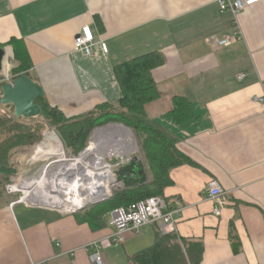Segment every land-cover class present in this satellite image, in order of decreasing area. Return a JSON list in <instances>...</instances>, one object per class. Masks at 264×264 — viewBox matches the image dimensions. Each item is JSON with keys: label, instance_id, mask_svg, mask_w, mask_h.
<instances>
[{"label": "crops", "instance_id": "crops-1", "mask_svg": "<svg viewBox=\"0 0 264 264\" xmlns=\"http://www.w3.org/2000/svg\"><path fill=\"white\" fill-rule=\"evenodd\" d=\"M218 1L0 0V46L15 39L25 47L29 78L67 117L117 102L121 93L114 68L159 54L163 64L152 75L160 95L145 113L189 160L171 169V183L162 193L178 210L172 234L202 244L200 264H264V103L253 102L264 97V1L238 16L241 41L216 48L233 20L229 13H218ZM85 26L97 43L95 58L73 50ZM5 49L13 58L11 47ZM174 97L189 103L185 122L172 113ZM130 156L117 157L125 158L124 164ZM136 156L149 181L139 150ZM211 182L225 193L218 217L213 213L217 203L206 198ZM10 202L0 200V264H92L90 252L81 249L90 243L97 244L102 264H131V257L153 246L158 232L147 225L114 246L107 240L113 232L110 214L102 228L93 230L84 211L10 209Z\"/></svg>", "mask_w": 264, "mask_h": 264}, {"label": "trees", "instance_id": "trees-1", "mask_svg": "<svg viewBox=\"0 0 264 264\" xmlns=\"http://www.w3.org/2000/svg\"><path fill=\"white\" fill-rule=\"evenodd\" d=\"M6 46L11 47L13 58L17 62L13 80L23 75L29 78L32 66L25 47L15 39L0 47ZM5 60L4 71L7 67ZM162 64L161 56L151 53L116 66L113 72L120 89V99L114 104L98 105L86 115L67 117L56 107H51L44 97L35 100L41 110L36 119H42L49 129L55 132L64 151L70 152L72 156H77L84 150L96 128L116 123L132 132L142 160L149 167L151 179L144 185L116 189L107 200L83 210L84 219L93 230L102 228L104 217L116 208L127 207L154 196L163 197L164 187L171 183V169L189 163V160L175 149L174 140L170 135L154 121L149 120L145 113V107L159 98L152 73ZM1 87L2 85L0 98ZM172 106V113L178 122L189 119V103L184 98L174 97ZM24 121L26 119L14 117L12 106L0 104V199L5 193V185L16 173V156L24 155L36 141L33 136L35 131L23 125ZM38 146L31 150L30 155ZM165 201L167 202L166 199ZM202 253L203 246L199 242L178 239L174 234L163 236L157 232L153 246L129 260L131 264H200Z\"/></svg>", "mask_w": 264, "mask_h": 264}, {"label": "built area", "instance_id": "built-area-1", "mask_svg": "<svg viewBox=\"0 0 264 264\" xmlns=\"http://www.w3.org/2000/svg\"><path fill=\"white\" fill-rule=\"evenodd\" d=\"M264 0H219L218 1V13L231 14L233 20L231 25V31L221 38L217 39L215 42L216 48H225L230 45L237 43L243 39V34L240 30L238 23V16L245 11L247 8H250ZM96 42L94 36L88 26L82 27L80 32L75 36L73 40V50L75 52H80L84 58H95L98 55V52L95 50ZM100 49L102 53H107V47L103 42H100ZM9 56V54H8ZM246 75H240L237 77L239 81L243 80ZM13 81V76L10 74L9 70H3L0 75V85L8 84ZM253 102L256 103H264V97H254ZM52 135L55 141V144L52 142L53 148L50 153H47L44 149V152L41 151L33 156L28 154L26 163L29 168H43V170H47L51 166L58 164L60 167L61 164L71 165L75 163L77 160H83L87 165V162L90 163V168H95L96 164L101 162L100 170L107 172L109 177V190L113 191L116 187L119 186L115 182V177L113 175V166L109 164L111 159L118 158L116 155L113 158L111 155L103 153L102 150L106 147L109 140L107 138L103 139L102 137L94 136L90 137L87 143V146L81 151L77 156L67 157L66 153L63 150V145L57 135L54 132H49L44 135L43 138L36 144L37 146L43 143V139L46 135ZM35 145V146H36ZM34 146V147H35ZM33 147V148H34ZM32 148V149H33ZM31 152V151H30ZM102 155V157H101ZM54 159V161L50 162L49 159ZM123 158V157H122ZM58 167V168H59ZM88 168V165H87ZM57 170V169H55ZM102 172V171H98ZM104 172V174H105ZM44 174V173H43ZM56 173L53 177V181L56 179ZM65 179V178H62ZM58 180V181H57ZM55 183H63L61 178H57ZM102 182H106L103 180V177L100 178ZM28 180L23 179L21 176H16L13 180H11L4 187V192L7 196H9L11 202L9 204V208L12 209L17 205L23 204L25 207H39L45 209H53L58 211L64 215H70L76 213L81 208H73L69 206H55L47 203H43L40 201V196H36L34 193L24 192L21 187L24 182ZM67 181V180H66ZM67 183V182H66ZM14 196H18L17 199H13ZM225 193L219 188V186L211 182L208 184L206 188V198L209 201L217 203L215 205L213 213L216 217L220 216V202L224 198ZM108 199V195L103 197L100 201L95 202L96 204L99 202H103ZM93 203V204H95ZM86 206V205H85ZM84 206V207H85ZM178 215V210L171 209L164 197L154 196L145 199L144 201H139L137 203L131 204L127 207H119L110 212V218L108 221V226L112 228V234L107 238V240L114 246H120L124 243V237L127 234L139 235L142 229L147 225L156 226L158 232L163 235H170L175 232L176 220L175 216ZM86 252H90L89 260L92 264H102L101 255L99 248L96 243H90L84 247H82ZM74 253V252H73ZM73 253H71L73 255ZM30 264H48L47 261L33 263Z\"/></svg>", "mask_w": 264, "mask_h": 264}, {"label": "rangeland", "instance_id": "rangeland-1", "mask_svg": "<svg viewBox=\"0 0 264 264\" xmlns=\"http://www.w3.org/2000/svg\"><path fill=\"white\" fill-rule=\"evenodd\" d=\"M6 58H7V56H6ZM5 62L7 64V67H6L7 69L5 68V71L9 70L10 74L13 76V72L17 68V63L15 61H13V58L10 56L7 60H5ZM23 125H26L28 127L33 128V130L35 131L33 133V136L36 139V141L30 145V147L25 151L24 155L18 154L16 156V158H15V160L17 161L16 162L17 164L15 165L16 173L10 177L9 182L11 180H13L16 176H21L23 179L28 180V181L24 182V184H22L21 187L23 188V186H25V187H28L29 189H32V190L34 189V191H32V193H34L36 196H40L41 201H44V202L52 204V205L56 204L58 206H69V207H73V208L75 206H80L75 201H73L69 204L68 203L67 204L60 203L56 199L43 197L41 195L42 194L41 191L40 192H38V190L35 191V189L37 187L41 186L43 178H45L46 176L47 177L49 176L53 179V177L56 173L55 169H58L59 166H58V164H55V165L51 166L50 168H48L47 170L44 171L43 168L37 169L36 167L35 168L27 167L26 160H27V157H28V154L30 153V151L40 141V139L43 138L45 134H47L49 132H54V131L52 129H49L50 127H48L46 125V123L40 118H37V119L32 118L30 120L27 119L26 121L23 122ZM47 129H49V130L46 131ZM93 134L96 137L100 136L103 139L107 138L109 140V143H107V145H105L106 147L102 151H103V153L107 152L108 154H113V155H111L112 158L115 155H119L122 153L123 154L126 153L127 155L132 156V155H136L138 152L137 142H136L132 132L129 129L123 127L122 125H119L116 123H108L105 126L96 128L92 132L90 137L94 136ZM43 140H44L43 143H41L38 146V148L35 150V152L31 156H33L37 153H40L41 151L44 152V149L46 151V147H48L52 141L50 135H46ZM63 150H64V148H63ZM64 152L66 153L67 157H72L70 152H67V151H64ZM101 157H102V155H101ZM48 161L52 162V161H54V159L50 158ZM113 170H115L114 167H113ZM116 189H117V187H116ZM113 191H114V189H113ZM5 197L9 198V196H7L4 193V195L1 197V199H4ZM17 198H18V196L13 197V199H17ZM92 205H94V204L93 203H89V204L87 203L85 207L78 210L76 213L82 212L83 210H87ZM20 206H24V205L21 204ZM76 213H73V214H76ZM107 216L108 215H106V217Z\"/></svg>", "mask_w": 264, "mask_h": 264}, {"label": "bare ground", "instance_id": "bare-ground-1", "mask_svg": "<svg viewBox=\"0 0 264 264\" xmlns=\"http://www.w3.org/2000/svg\"><path fill=\"white\" fill-rule=\"evenodd\" d=\"M51 136L52 142L55 144L54 137ZM46 147L47 153H50L53 145ZM88 165V168H87ZM87 165L83 160H77L71 165L61 164L56 171V179L53 181L51 177H45L42 180L41 186L35 189L38 192L41 191L43 197L56 199L60 203L69 204L73 201L77 202L80 206H75L74 208L84 207L87 203H95L100 201L103 197H106L109 190V177L107 172L100 170L101 162L96 164L95 168H90V163L87 162ZM102 171V172H98ZM105 172V174H104ZM103 177L102 182L100 178ZM57 178H61L63 183H55ZM65 178V179H62ZM67 180V183H65ZM58 181V180H57ZM23 190L26 193L34 191V189H29L28 187L23 186ZM41 201V199H40ZM47 201V200H46ZM58 204V203H57ZM55 206H57L55 204Z\"/></svg>", "mask_w": 264, "mask_h": 264}, {"label": "water", "instance_id": "water-1", "mask_svg": "<svg viewBox=\"0 0 264 264\" xmlns=\"http://www.w3.org/2000/svg\"><path fill=\"white\" fill-rule=\"evenodd\" d=\"M6 56V49L0 47V75ZM1 95L0 104L3 106H12L15 118L27 120L40 116L41 110L35 104V100L43 98L44 93L40 85L33 82L27 76L23 75L14 79L11 83L2 85ZM124 161L125 158H116L109 161L111 166H119L113 170L115 182L122 184L124 187L143 185L146 182V174L142 161L136 155H132L123 164ZM107 195L110 198L112 191L108 190Z\"/></svg>", "mask_w": 264, "mask_h": 264}]
</instances>
